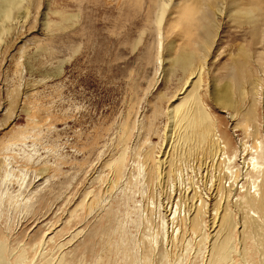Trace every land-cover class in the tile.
I'll use <instances>...</instances> for the list:
<instances>
[{
	"label": "rangeland",
	"instance_id": "obj_1",
	"mask_svg": "<svg viewBox=\"0 0 264 264\" xmlns=\"http://www.w3.org/2000/svg\"><path fill=\"white\" fill-rule=\"evenodd\" d=\"M182 2L171 0L159 36L155 0H31L26 21L4 36L0 233L11 251L37 243L34 261L42 264H207L219 236L218 201L235 224L236 252L252 246L250 237L242 241L245 212L236 203L255 191L251 157L264 167V39L224 18L209 47L197 51L204 21L182 23ZM241 48L247 55L239 66L247 59L260 83L256 93L246 83L245 98L233 94L242 112L254 102L256 121L247 131L213 95L230 81ZM185 49L201 58L197 95L217 135L230 141L218 158L172 148L167 111L186 94V75L172 63ZM123 126L131 132L119 143ZM121 147L126 162L113 183L108 164ZM147 149L155 158L167 152L174 177L146 179ZM93 199L92 209L79 211L81 201ZM197 204L204 229L196 234L189 225Z\"/></svg>",
	"mask_w": 264,
	"mask_h": 264
},
{
	"label": "bare ground",
	"instance_id": "obj_2",
	"mask_svg": "<svg viewBox=\"0 0 264 264\" xmlns=\"http://www.w3.org/2000/svg\"><path fill=\"white\" fill-rule=\"evenodd\" d=\"M30 2L31 0H0V43L4 42V36L7 37L11 34L14 24L26 21ZM170 2L171 0H155V6L157 10L155 24L159 36L161 32V25L163 23L165 13ZM197 15H199L198 18H196ZM224 18H227L229 21L236 22L241 27H248L250 29L249 35L252 39H257L260 37L261 39H264V35H262L261 33V27H264V0H183L182 2V23H186L191 26L193 25L192 23L194 21H198L199 19L201 21H204V35L201 36V42L203 43V45H198V48L196 49L197 51L204 52V49L209 47L218 30L217 20H221ZM242 55L246 56L247 52L241 48L239 49L238 57L236 59H233V66L231 68L229 76L230 81L222 87V90L220 92H214L213 95H215V100L218 106H221V108L227 110L233 109V111L237 112L236 114L240 115L239 124L244 127L245 131H247V129L253 127V124L256 121V112L253 105L254 102L247 110L242 112L237 109V105L239 104L236 103V101L233 99V94L237 93L239 99H241L246 96V83L249 85V91H251V93H254L252 91H254L257 86L259 87L260 83L256 78L253 77L250 69L246 68L247 59H244L243 61V70L239 66V60L243 58L241 57ZM200 59L201 58L196 55V51L194 49H185L174 59L172 63V67L174 69H178L182 72V74L186 75V81L184 82L183 88L185 87L190 89L189 91H186L184 88V91L181 93V95H184V93L186 92V94L182 98L183 100L179 105L174 106L167 111V120L170 127L169 136H171L172 138V148L174 147L177 149L179 148L180 150L182 149L183 152L188 155H192L191 153L196 152L195 154L201 153L204 156H211L215 158V155L222 154L220 151V154H215V152H218V150L226 149V147L230 145V141L226 138V136L219 137L217 135L215 122L204 110L197 95L202 79L201 67L197 68L195 67V64L197 65V61H200ZM258 87L256 88L255 93L258 92ZM182 90L183 89H181V91ZM130 132L131 131L129 130V127L123 126L121 131V142L119 141V143L126 142V139L130 135ZM254 133H256V131H254ZM180 150H178V152ZM125 152V149H122L119 156L108 164V167L110 169L109 171L112 172L111 176L113 183L117 182L122 175L123 167L126 162ZM163 153L164 155L156 156L155 158V156L151 152V149H147L142 154V163L144 165H147L145 167L149 166L148 169L146 168V179H148L150 182L154 179L157 180L161 178L162 174L164 176L173 175L175 172H171L173 170L171 165L173 163V160L170 159L172 158L168 159L167 152L163 151ZM137 155L139 156V154ZM199 157L200 156L198 155L197 158ZM193 159H195V157ZM258 161L256 157H251L252 164L250 165H252L253 170H256L257 172L254 181H252L255 191L253 190V192L251 193L250 189H248L246 193L239 197L238 203H236L237 206H239L243 211V213L245 212V215H242V241H245L250 237L253 241L252 246L250 248L244 246L241 252H236L233 233L235 224L232 221L231 213L227 206L222 205L221 207L219 204V202L221 203V201H218L219 205L217 204V207L215 208L216 224H214L216 225L215 227L220 238L218 236V238L216 239L217 241L214 239L216 243L211 246L212 248H210L211 253L209 251L210 254L208 255H210V257L209 259H207V264H264V167L262 166L263 164ZM167 162L168 165H166ZM161 165L166 166L162 172L160 171ZM258 178V184L254 185L256 179ZM222 187L217 186V189H215L216 193H219L221 196L223 195L221 194V192L224 190V187ZM227 191L229 193L230 190ZM193 196L194 193H192L191 198ZM194 197L192 199H194ZM196 197L198 200L197 194ZM199 199L201 200H199L200 207H203L201 206L203 205V201L200 197ZM95 205L96 200L94 201V199L90 200L88 204L87 202H85L84 204L83 200L78 204L77 208H80L79 211L85 209L89 210L92 209V207H94ZM200 207L194 209L193 214H191L192 218L191 220L189 219V229L191 232H194L196 234L197 232L201 233V231H203L204 229H202L203 226L200 220L202 215V213H200L202 211ZM250 212H252L254 216H250ZM184 225L188 226V224L186 225V223ZM187 232H189L188 229ZM50 240L51 238L48 239L49 242ZM38 246L39 245H37L36 243L34 245L31 244L28 246L16 248L17 250L15 252L11 251L12 249L10 250L8 245L6 244V238L0 233V264H42L37 260L34 261V259H36L35 256H37ZM47 256L44 255V253H41L40 258H47ZM237 257H239V259ZM57 264L63 263L62 261H60Z\"/></svg>",
	"mask_w": 264,
	"mask_h": 264
}]
</instances>
